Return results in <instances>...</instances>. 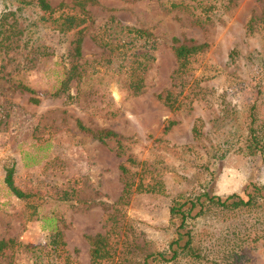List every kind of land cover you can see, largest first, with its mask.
Returning a JSON list of instances; mask_svg holds the SVG:
<instances>
[{
  "label": "rangeland",
  "instance_id": "374dc122",
  "mask_svg": "<svg viewBox=\"0 0 264 264\" xmlns=\"http://www.w3.org/2000/svg\"><path fill=\"white\" fill-rule=\"evenodd\" d=\"M12 2L0 0V239L23 245L8 251L5 263L90 264L87 235L117 225L118 250L107 264H141L144 253L174 240L175 196L209 189L247 200L253 183L264 184V157L248 149L252 125H264V0H49L62 4L60 10H89L93 22L80 57L70 49L72 36L41 33L33 44L17 35V21L31 23L36 8L10 13ZM111 19L156 36L138 91L123 55L95 37ZM175 36L207 43L182 82L175 78ZM75 62V78L63 90ZM167 90L177 95L179 108L159 97ZM78 120L118 132L124 157L113 139L101 141ZM169 120L176 123L165 131ZM127 157L134 159L127 164L136 177L158 182L159 190L134 192L122 204L120 163ZM12 162L16 183L33 193L30 198L17 197L6 184L5 165ZM263 215L264 204L208 208L189 220L208 259L171 264H264ZM55 227L65 244L51 243ZM238 230L247 232L243 239L233 234ZM233 235L244 242L233 244L230 260L238 249L243 254L229 263L222 258L230 246L224 238Z\"/></svg>",
  "mask_w": 264,
  "mask_h": 264
},
{
  "label": "trees",
  "instance_id": "16d2710c",
  "mask_svg": "<svg viewBox=\"0 0 264 264\" xmlns=\"http://www.w3.org/2000/svg\"><path fill=\"white\" fill-rule=\"evenodd\" d=\"M15 1L16 2L7 4L8 8L11 9L10 13H16V11H20L21 13V11H24L25 8L30 5H33L36 8L34 10L35 15L31 17V23L28 24L17 21L15 26L17 35H26L28 41H33V44L35 43L34 41L37 40L38 35L41 33L45 35L48 34V32L53 34L56 33L60 38L72 36L70 49L73 51L75 56L80 57L82 55V45L85 37L84 31L88 25L93 22V18L89 10L86 9L84 5H82L79 10H60L62 4L61 6L59 5L55 7L49 2V0ZM12 23L15 24L16 19H14ZM103 29L102 34H98L95 37L99 40L100 44L109 51H112L113 49L119 50V53L123 55V64L129 71L130 86L135 91L140 90L143 86L144 80V72L142 68L143 65L145 66L144 62L146 60L151 57L153 58L152 49L155 48L156 36L147 28L126 26L124 24H120L114 19H111L109 23L107 22ZM32 35H35L36 39H33ZM38 39L42 38L38 37ZM142 40L144 43L139 44L138 42ZM172 41L174 53L178 62V67L175 71V78L182 82V80L185 81L184 77L187 69L189 68L192 57L205 49L207 43L197 42L192 38H184L181 40L176 36L172 38ZM148 44H150V47H147ZM76 65H78L77 62H75V65L71 71H69L65 79L62 80V84L65 88L63 90L70 87L73 79L75 78V69L77 68ZM25 87L28 91L34 92L31 87ZM159 97L171 108L177 109L181 106L177 95H175L172 90H167L165 94H160ZM32 99L35 101L38 100L34 97H32ZM254 108L255 105L252 106V109ZM175 123V120H169V122L165 125V131L170 129ZM251 123H254V119H252ZM77 124L80 129L91 133L94 137L105 143H108L109 140L113 139L116 142L117 153L124 157L125 145L118 132L110 128L95 130L86 126L81 120H78ZM263 127L264 125L261 124H257L255 126L252 125L251 127V133L248 138V149L250 151L249 154L251 155L259 153L264 157ZM193 133L194 137H198L201 134V131L198 129L196 124L193 126ZM128 160L134 161L132 157H127V159H123L120 163L124 187L118 202L122 204L127 203L134 192H155L159 190L157 185L159 184L158 182L146 180V177H143L142 175L137 178L136 173L133 172L130 165L127 164ZM5 171V182L17 197L26 199L33 195V193L26 191L23 187L16 183L14 162L10 165L6 164ZM248 194L249 199L246 200L239 193H231L223 197L211 192L209 189H204V191H201L198 194L181 193L175 196L170 207L172 217H175L177 220L174 228V240L161 250L144 253L140 258V263L171 264L176 262L178 263L183 258H188L192 262L196 263L202 259H208L207 254L209 252L205 251L206 248L200 245L196 246L194 242V233L189 225V220L205 214L206 211H208V208L212 206L221 207L222 209H243L248 205L252 206L256 204L261 206L264 204V184L259 185L257 183H253L252 189ZM111 228L105 232H97L87 235V239L90 243V264H107V261L117 252L118 242H114L113 239L121 236L119 231L121 226L114 225V228ZM54 230L56 232L53 235L51 243L56 244L57 246L59 244H65V241L62 239L61 232L57 230L56 227ZM233 234H240L238 238L243 239L242 236L247 234V232H241V230H238L236 231V234L233 231ZM113 235H116V237ZM234 235L229 239L224 238V241L229 243L230 246L222 258L229 263L236 262L243 254L238 249L234 252L237 256L233 257L232 261L230 260V250H232L233 247H236L233 244H238L239 247H241V244L244 242V240H234V238H236ZM16 245L22 246L23 244L13 238L0 239V264H8L2 259H4L8 255V251H12ZM40 264L44 263L41 262Z\"/></svg>",
  "mask_w": 264,
  "mask_h": 264
}]
</instances>
